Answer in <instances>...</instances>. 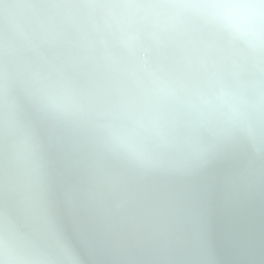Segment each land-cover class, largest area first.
<instances>
[{
  "label": "bare ground",
  "instance_id": "bare-ground-1",
  "mask_svg": "<svg viewBox=\"0 0 264 264\" xmlns=\"http://www.w3.org/2000/svg\"><path fill=\"white\" fill-rule=\"evenodd\" d=\"M0 264H264V0H0Z\"/></svg>",
  "mask_w": 264,
  "mask_h": 264
}]
</instances>
